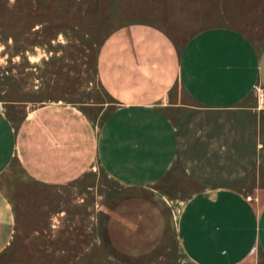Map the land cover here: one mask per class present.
<instances>
[{"label":"crops","instance_id":"crops-1","mask_svg":"<svg viewBox=\"0 0 264 264\" xmlns=\"http://www.w3.org/2000/svg\"><path fill=\"white\" fill-rule=\"evenodd\" d=\"M152 2L100 47L99 81L116 103L101 122L72 103L45 101L15 123L0 105V255L13 244V197L25 184L33 192L61 189L94 162L123 184L154 183L176 162L179 126L172 111L188 105L179 89L207 109L240 104L257 86L264 91V40L228 23H205L264 25V0ZM178 234L195 264H264V204L238 188L193 193Z\"/></svg>","mask_w":264,"mask_h":264},{"label":"rangeland","instance_id":"rangeland-1","mask_svg":"<svg viewBox=\"0 0 264 264\" xmlns=\"http://www.w3.org/2000/svg\"><path fill=\"white\" fill-rule=\"evenodd\" d=\"M152 3L0 0V105L15 123L45 101L72 103L101 122L116 103L99 81L100 47ZM205 23H228L264 40L260 22ZM178 99L188 105L172 111L179 147L168 174L129 186L94 162L61 189L33 192L25 184L13 197L15 237L0 264H195L178 234L180 213L193 193L232 186L264 204L262 88L226 109L197 106L182 89Z\"/></svg>","mask_w":264,"mask_h":264}]
</instances>
